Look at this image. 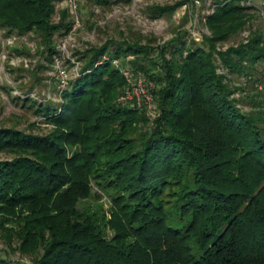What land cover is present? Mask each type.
Listing matches in <instances>:
<instances>
[{
    "label": "trees",
    "instance_id": "obj_1",
    "mask_svg": "<svg viewBox=\"0 0 264 264\" xmlns=\"http://www.w3.org/2000/svg\"><path fill=\"white\" fill-rule=\"evenodd\" d=\"M60 1L0 0V29L33 33L54 63L73 24L67 8L55 20ZM247 1L210 0L198 38L139 33L79 51L58 104L16 96L52 128L0 127V264H264V96L247 90L264 81V32L242 36L262 0ZM114 59L155 82L151 114L120 101Z\"/></svg>",
    "mask_w": 264,
    "mask_h": 264
},
{
    "label": "rangeland",
    "instance_id": "obj_2",
    "mask_svg": "<svg viewBox=\"0 0 264 264\" xmlns=\"http://www.w3.org/2000/svg\"><path fill=\"white\" fill-rule=\"evenodd\" d=\"M75 1L78 4L82 26L63 49L60 45L65 35L56 36L58 49L62 53L61 68L66 70L68 81L79 75L83 63L78 58L79 51L102 45L111 39L122 41L142 33L155 37L156 43H164L183 29L197 38L200 33L210 34V30L202 20L209 9L210 0L206 5L189 0L172 15L160 17L150 15L152 5H173L179 0H116L111 6L106 7L99 6L90 0ZM64 8L69 10V16L73 21L70 0L58 2L55 20H60L61 11ZM251 30L264 32V14L256 15L250 24V29L245 30L242 36ZM39 45V38L33 33L7 36L0 29V127H17L36 133L47 132L52 128L41 116L27 108L28 105L25 106L16 97L28 92V96L40 101L50 99L57 104L61 101L60 71H57L58 67L55 63L48 62L38 52ZM227 46L228 44L224 47ZM15 47L31 54L28 56L19 54ZM233 79L239 83L245 80L237 76L235 78L233 76ZM247 90L264 96V81L258 82V86L248 83ZM34 123L36 124L33 125ZM10 157V153H0L1 159ZM100 203L108 209L110 206L108 196H102ZM4 247V243L0 240V248ZM12 257L18 258V254H12Z\"/></svg>",
    "mask_w": 264,
    "mask_h": 264
},
{
    "label": "built area",
    "instance_id": "obj_3",
    "mask_svg": "<svg viewBox=\"0 0 264 264\" xmlns=\"http://www.w3.org/2000/svg\"><path fill=\"white\" fill-rule=\"evenodd\" d=\"M253 2L254 0L247 1L248 4H253ZM70 7L74 16L73 24L72 28L61 41L60 46L62 49L67 45L68 41L73 39V35L75 34V32L82 26V19L78 10L77 2L75 0H70ZM259 13L261 15L264 14V0H262L259 4ZM249 34L250 32H246L243 37L247 38ZM61 56L62 53L60 52V55L55 57L54 63L58 67L57 71H60L59 89L62 91L68 86L69 81L66 70L61 68ZM105 58L109 59L108 56H105ZM127 59H130V57H128ZM113 62L115 65L121 68V71L126 77L128 83L127 87L120 97V101L126 102L128 100H134L137 103L138 107L146 110L148 114H151L155 105V99L152 93V89L155 87V82L148 78L143 72H135L129 63L124 64L120 59H114Z\"/></svg>",
    "mask_w": 264,
    "mask_h": 264
}]
</instances>
